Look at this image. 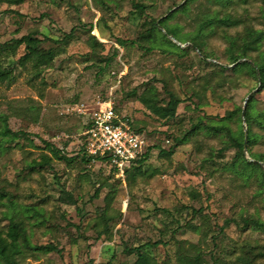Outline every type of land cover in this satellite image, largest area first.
Returning a JSON list of instances; mask_svg holds the SVG:
<instances>
[{"label": "rangeland", "instance_id": "rangeland-1", "mask_svg": "<svg viewBox=\"0 0 264 264\" xmlns=\"http://www.w3.org/2000/svg\"><path fill=\"white\" fill-rule=\"evenodd\" d=\"M141 1L148 5L144 17L135 13L132 0H106L100 8L94 0H0V45L34 31L40 38L60 40L44 41L57 50L52 67L35 74L31 64L14 65L13 81H0V110L10 116L12 130L22 132L16 139L1 138L0 233L7 234L15 217L33 245L54 244L60 250L24 249L17 264H134L135 255L125 254L124 247L168 241L176 220L191 218V207L203 208L193 219L200 228L180 230L176 237L182 245L201 247L205 264H241L238 257L247 246L264 251V232L226 224V219L242 215L264 219L262 169H234L236 149H225V136L206 130L228 111L244 108L248 96L259 89L247 69L233 70L229 35H245L248 27L264 31V0L190 3L186 13L170 20L184 41L168 35L188 47L186 54L167 45L165 50L146 51L130 42L144 43L141 35L152 20L187 0ZM215 12L230 14L240 24L216 27L200 39L202 52L193 41L199 23ZM91 35L97 39L90 40ZM23 53L21 46L15 57L0 56V63L11 67ZM260 53L264 40L252 58L241 61L253 63ZM164 83L182 99L170 120L159 118L140 101L152 84L161 99H168ZM110 98L146 136L149 159L145 173L134 180L126 170L122 174L108 162L83 157L84 114L76 108L91 111ZM256 99L257 108L264 109V91L256 93ZM200 119L202 128L191 132ZM230 124L235 130L240 124L247 129L238 117ZM253 129L261 137L252 149L264 153V132L256 125ZM184 134L188 141L174 154L161 152L173 149L175 137ZM48 144L75 160L56 159ZM245 157L256 160L248 150ZM259 163L264 169V162ZM67 194L75 203L68 202ZM148 249L159 264H176L179 243ZM252 264H264V256Z\"/></svg>", "mask_w": 264, "mask_h": 264}, {"label": "trees", "instance_id": "trees-1", "mask_svg": "<svg viewBox=\"0 0 264 264\" xmlns=\"http://www.w3.org/2000/svg\"><path fill=\"white\" fill-rule=\"evenodd\" d=\"M12 4L21 3L24 0H6ZM196 0H187L177 9L169 12L167 16L156 21L152 20L150 27L146 28L142 33V41L146 43L145 45L142 42L131 41L132 45L139 44L144 47L146 51H150L154 48L161 47L164 50L163 46L167 45L175 48L178 51L186 54L188 47L182 48L180 45L171 40L168 35H172L180 42H183L184 39L180 35L179 31L170 25V20L174 18L178 13L187 12L189 10L190 3ZM219 3L225 5L232 2V0H217ZM97 7L106 3V0H94ZM132 4L135 8V13L140 17H144L147 14L148 5L141 0H132ZM240 24V20L236 17H233L230 14L221 16L218 12L207 15L198 26L196 38L197 40L193 41L195 46L204 52V46L200 39L205 38L211 32L215 30L216 27L224 28H234ZM161 28L166 30L164 33ZM71 33L66 36H70ZM96 40V35H91L90 40ZM230 47H229V60L231 63H236L242 58H252L251 53L259 51L263 40H264V31L258 30L252 27L246 29L245 35H235L230 36ZM199 40V41H198ZM44 41H50L53 43H58L60 40L52 39L48 36L40 38L38 36V31L30 32L26 35H23L19 38H14L9 42H5L0 45V56L4 58L15 57L18 53V50L21 46L24 48V53L17 59L12 60L11 63L13 66L4 67L0 63V81L12 82L14 79V65L27 66L31 64L35 74H41L45 69L50 68L54 64V60L57 56V50L54 47L44 46ZM118 42L122 46L128 45L127 40L118 39ZM104 46V45H102ZM207 55V53H205ZM247 69L259 82V89L257 92L251 94L246 101L244 108L242 106H237L235 109L230 110L227 114L222 117L219 122L211 123L206 125V130L209 133L222 134L225 136V149L226 148H235L236 156L235 160L232 163L234 169H242L247 171L249 168H260L264 174V169L261 167L259 161L264 162V153L254 152L252 146L256 144L261 134L254 131L253 127L256 125L264 132V109L259 110L257 108V99L256 93L264 91V54L260 53L259 59H253V63L245 60L240 61L235 66L233 70L239 72L241 70ZM163 87L168 95V99H161L159 96L158 87L155 84L149 85L140 95V101L150 109L154 114L159 118L164 120H170L177 116V111L179 105L182 103V99L176 95L174 91L169 89L166 83L163 84ZM120 108V107H118ZM244 117V120L242 118ZM236 117L240 119L241 122H245L247 129L245 130L243 125L240 124L238 129H233L230 121H233ZM10 116L7 113H4L0 110V146L2 144L1 138H18L22 132L13 131L9 125ZM132 128L138 132H141L145 135L143 130L140 127H137L135 121L130 119ZM202 120L193 125L191 132H197L202 128ZM146 137V136H145ZM188 141L187 134L183 136L175 137V145L170 151L161 150L164 154L172 155L175 152L176 147L181 144H185ZM247 146L251 157L256 159L255 161H250L245 157L244 147ZM52 155L59 160L66 161L71 163L75 160L74 157H68L66 154H63L62 151L48 144ZM83 150V157L88 162L92 160L91 157L86 155ZM149 159V149L146 150L143 154L139 155L132 164L126 168L128 173V178L135 179L136 175H143L145 173L143 167L146 161ZM99 160V159H98ZM107 162L105 160H100ZM242 166V167H241ZM132 181V180H130ZM262 198L264 200V184L263 189L260 191ZM66 199L70 203H75V200L71 194L66 195ZM169 212L168 210H166ZM203 213V208L191 207L190 211L188 209V214H191V218L187 219L185 223H182L179 219L176 220L177 226L173 229L171 238L168 241L162 239L156 241H147L140 243L139 245H126L123 249L124 253L127 255H135L134 264H159L157 258L149 251L148 248H157L160 245H168L170 242L175 241L179 243V249L176 254V264H205L206 259L204 257L201 247L196 244H190L189 246L182 245L176 237V234L180 230H193L198 231L199 225L193 223V219L198 217ZM231 222L237 223V225L243 228H251L256 231L264 232V219L260 216H251V215H242L240 219L231 218L226 219V224L229 225ZM106 223V222H105ZM24 249L32 250H42L45 252L60 251L58 247L54 244H44V245H33L29 238L27 228L23 225L21 221H17L15 217L11 219L9 230L6 235L0 233V264H17V258L19 255L23 254ZM264 256V251H254V247L247 246L244 254L238 257L241 264H252L260 257Z\"/></svg>", "mask_w": 264, "mask_h": 264}, {"label": "built area", "instance_id": "built-area-1", "mask_svg": "<svg viewBox=\"0 0 264 264\" xmlns=\"http://www.w3.org/2000/svg\"><path fill=\"white\" fill-rule=\"evenodd\" d=\"M119 105L108 99L91 111L76 108L84 114L82 146L92 160H105L124 174L132 162L146 150V137L132 128L130 118Z\"/></svg>", "mask_w": 264, "mask_h": 264}, {"label": "water", "instance_id": "water-1", "mask_svg": "<svg viewBox=\"0 0 264 264\" xmlns=\"http://www.w3.org/2000/svg\"><path fill=\"white\" fill-rule=\"evenodd\" d=\"M169 37H170L171 39H173L174 41H176V38H174L173 36L170 35ZM241 60H243V59L238 60V61L236 62V64L239 63ZM249 96H250V95H249ZM249 96H248V98H249ZM248 98H247V99H248ZM247 99H246V100H247ZM244 152L247 153V146H246V144H245V147H244Z\"/></svg>", "mask_w": 264, "mask_h": 264}]
</instances>
